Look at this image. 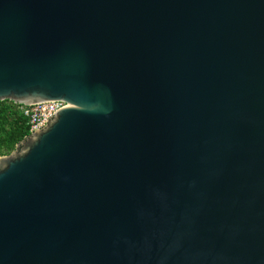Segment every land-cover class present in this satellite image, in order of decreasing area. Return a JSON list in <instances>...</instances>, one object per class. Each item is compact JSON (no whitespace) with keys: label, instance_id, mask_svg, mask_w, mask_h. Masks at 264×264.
Here are the masks:
<instances>
[{"label":"water","instance_id":"95a60500","mask_svg":"<svg viewBox=\"0 0 264 264\" xmlns=\"http://www.w3.org/2000/svg\"><path fill=\"white\" fill-rule=\"evenodd\" d=\"M6 100L0 264H264V0H0Z\"/></svg>","mask_w":264,"mask_h":264},{"label":"trees","instance_id":"16d2710c","mask_svg":"<svg viewBox=\"0 0 264 264\" xmlns=\"http://www.w3.org/2000/svg\"><path fill=\"white\" fill-rule=\"evenodd\" d=\"M12 101L0 102V157L10 155L30 135L28 118Z\"/></svg>","mask_w":264,"mask_h":264},{"label":"built area","instance_id":"2783aa9c","mask_svg":"<svg viewBox=\"0 0 264 264\" xmlns=\"http://www.w3.org/2000/svg\"><path fill=\"white\" fill-rule=\"evenodd\" d=\"M68 105L69 103L66 101H51L29 106L20 105L19 108L29 120L30 135H32L35 132L45 129L55 113Z\"/></svg>","mask_w":264,"mask_h":264}]
</instances>
